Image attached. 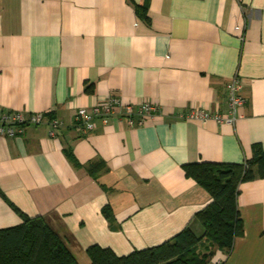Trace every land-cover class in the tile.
<instances>
[{
  "label": "crops",
  "instance_id": "0c3cea01",
  "mask_svg": "<svg viewBox=\"0 0 264 264\" xmlns=\"http://www.w3.org/2000/svg\"><path fill=\"white\" fill-rule=\"evenodd\" d=\"M0 0V108L44 112L47 122L0 134V229L43 216L81 264L87 248L119 256L172 239L211 201L184 164L243 163L264 143V0ZM238 74L247 102L235 124L180 117L193 107L227 114ZM119 97L152 102L156 118L128 126L113 117L85 133L78 107ZM139 118L138 116L136 117ZM103 159L106 191L84 167ZM115 210L112 228L102 209ZM244 232L221 264H264V176L241 183Z\"/></svg>",
  "mask_w": 264,
  "mask_h": 264
},
{
  "label": "trees",
  "instance_id": "16d2710c",
  "mask_svg": "<svg viewBox=\"0 0 264 264\" xmlns=\"http://www.w3.org/2000/svg\"><path fill=\"white\" fill-rule=\"evenodd\" d=\"M149 1L134 4L137 16L146 23L150 20ZM66 153L75 167H84L104 190L114 187L105 178L109 173L105 160L83 165L71 148ZM183 168L211 196L194 216L202 232L197 233L189 224L168 241L123 256L109 247L91 245L87 248L89 264H211L219 252L232 250L235 239L244 232L238 210L240 185L264 176V143H255L252 157L243 163L202 161L184 164ZM102 212L110 226L117 228L114 208L107 204ZM0 264L81 263L43 216L24 215L22 223L0 229Z\"/></svg>",
  "mask_w": 264,
  "mask_h": 264
},
{
  "label": "built area",
  "instance_id": "2783aa9c",
  "mask_svg": "<svg viewBox=\"0 0 264 264\" xmlns=\"http://www.w3.org/2000/svg\"><path fill=\"white\" fill-rule=\"evenodd\" d=\"M242 80L236 74L227 83L228 111L227 114L209 111L205 108L193 107L180 117L185 119L200 120L204 123L214 120L217 123L235 124L240 116V109L247 102L242 94ZM159 113L158 105L152 102H142L139 105L124 103L117 96L96 102L91 107H78L75 114V124L83 132L88 133L96 129L97 120L107 123L113 117L126 122L128 126L142 125L147 118L154 119ZM139 117L138 119L136 117ZM47 122L50 126L49 133L56 136L58 130L65 126V122L48 113L36 112L26 114L18 110H4L0 108V134L14 137L24 132L27 125H37ZM211 264H221L215 260Z\"/></svg>",
  "mask_w": 264,
  "mask_h": 264
}]
</instances>
